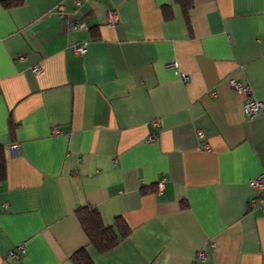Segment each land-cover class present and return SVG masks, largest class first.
<instances>
[{
	"label": "crops",
	"instance_id": "1",
	"mask_svg": "<svg viewBox=\"0 0 264 264\" xmlns=\"http://www.w3.org/2000/svg\"><path fill=\"white\" fill-rule=\"evenodd\" d=\"M229 77L264 101V0L0 1V264L18 244L19 264H264V111L245 117ZM81 207L128 234L98 252Z\"/></svg>",
	"mask_w": 264,
	"mask_h": 264
},
{
	"label": "built area",
	"instance_id": "2",
	"mask_svg": "<svg viewBox=\"0 0 264 264\" xmlns=\"http://www.w3.org/2000/svg\"><path fill=\"white\" fill-rule=\"evenodd\" d=\"M55 12L58 15L59 18H63L65 16V7L64 5L59 2L55 5ZM107 20L110 23V25H114L115 21L117 20V17L113 12H109L107 15ZM84 25V22H75L72 20H67L64 23L65 29H77L82 28ZM73 52L77 55L84 56L87 50V43L86 42H79L72 45ZM177 62L172 61L171 63L167 64V68H177ZM33 71L39 72L41 70V66L36 64L32 68ZM181 76L183 78H187L185 74L181 73ZM229 86L238 94L244 95V101L242 103V113L245 117H256L258 116L262 111H264V101L258 100L254 98L251 94V87L247 80L245 79H237L234 77H229L227 80ZM151 124L153 126L158 125L157 120L151 121ZM55 132H59L58 129L55 128ZM196 136L200 139L203 138V132L200 129L196 130ZM149 140H152L153 137L149 136ZM163 180L162 178L159 179L156 183V190L161 191L162 189ZM248 184L256 190V198H253L250 201V205H255L256 200H258L261 204V206H264V173L259 174L258 176L254 178H250L248 180ZM25 254V246L24 244H18L16 246H13L7 252L4 254L3 259L8 264H19L20 259ZM207 260V254L205 250L199 249L193 256V260L189 264H202Z\"/></svg>",
	"mask_w": 264,
	"mask_h": 264
},
{
	"label": "trees",
	"instance_id": "3",
	"mask_svg": "<svg viewBox=\"0 0 264 264\" xmlns=\"http://www.w3.org/2000/svg\"><path fill=\"white\" fill-rule=\"evenodd\" d=\"M3 7L8 8L21 4L22 0H0ZM186 13L193 5L194 0H174ZM164 18L171 17V9L169 5L161 6ZM10 129L14 124L9 122ZM6 173L5 155L3 148L0 146V181L3 180ZM77 219L85 231L89 243L95 247L98 252H105L113 248L121 238L125 237L129 228L121 217L115 218L112 225H105L99 212L95 208L81 207L76 211ZM71 259L75 264H93V260L88 255L85 248H79L71 255Z\"/></svg>",
	"mask_w": 264,
	"mask_h": 264
}]
</instances>
